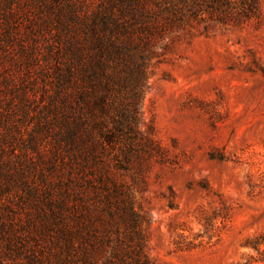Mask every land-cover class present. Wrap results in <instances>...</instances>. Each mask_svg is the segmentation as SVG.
I'll use <instances>...</instances> for the list:
<instances>
[{
    "label": "rangeland",
    "instance_id": "obj_1",
    "mask_svg": "<svg viewBox=\"0 0 264 264\" xmlns=\"http://www.w3.org/2000/svg\"><path fill=\"white\" fill-rule=\"evenodd\" d=\"M98 1L0 0V217L8 225L20 224L22 207L34 210L14 170L40 171L50 158L38 126L54 28L79 26ZM208 27L180 38L144 82L136 126L151 129L161 151L144 186L138 174L124 180L154 264H264V19ZM24 176L46 187L34 172Z\"/></svg>",
    "mask_w": 264,
    "mask_h": 264
},
{
    "label": "trees",
    "instance_id": "obj_2",
    "mask_svg": "<svg viewBox=\"0 0 264 264\" xmlns=\"http://www.w3.org/2000/svg\"><path fill=\"white\" fill-rule=\"evenodd\" d=\"M263 2L99 0L79 26H56L38 126L50 158L40 171L35 164L14 170L34 210L22 207L19 225L0 217V264H154L144 251L145 219L124 180L138 174L144 186L161 151L151 129H137L140 90L180 38L198 26L200 34L208 26H260ZM68 12L76 22V9ZM26 170L45 182L43 191L27 185Z\"/></svg>",
    "mask_w": 264,
    "mask_h": 264
}]
</instances>
